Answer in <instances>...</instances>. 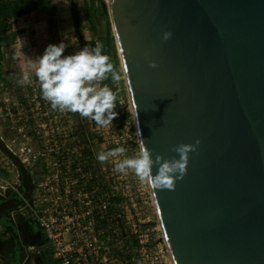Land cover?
<instances>
[{
  "label": "water",
  "instance_id": "obj_1",
  "mask_svg": "<svg viewBox=\"0 0 264 264\" xmlns=\"http://www.w3.org/2000/svg\"><path fill=\"white\" fill-rule=\"evenodd\" d=\"M106 7L139 148L171 160L200 141L172 190H150L173 264H264V0ZM0 151L20 177L14 197L0 195V224L16 242L12 210L31 179L1 138Z\"/></svg>",
  "mask_w": 264,
  "mask_h": 264
},
{
  "label": "built area",
  "instance_id": "obj_2",
  "mask_svg": "<svg viewBox=\"0 0 264 264\" xmlns=\"http://www.w3.org/2000/svg\"><path fill=\"white\" fill-rule=\"evenodd\" d=\"M25 76L17 95L3 101L1 118L36 143L29 152L44 164L20 213L35 217L54 264H173L158 221L150 227V206L156 215L150 189L131 171L115 172L112 159H96L117 146L130 156L131 126L114 118L100 127L81 117L93 122L92 133L84 134L74 127L73 112L53 110L42 98L36 74ZM116 105L124 106L118 99ZM126 108L132 115L129 102Z\"/></svg>",
  "mask_w": 264,
  "mask_h": 264
},
{
  "label": "clouds",
  "instance_id": "obj_3",
  "mask_svg": "<svg viewBox=\"0 0 264 264\" xmlns=\"http://www.w3.org/2000/svg\"><path fill=\"white\" fill-rule=\"evenodd\" d=\"M171 37V31L162 33L165 41ZM65 49L63 42L48 44L38 57L36 76L42 98L53 110L78 113L100 127L109 126L118 115L114 110L117 96L111 87L102 82L110 79L114 84L119 83L122 78H127V72L121 73L115 69L100 42L92 48L83 47L72 54H64ZM148 66L154 69L158 67L152 60ZM24 80L27 81L28 77L25 76ZM199 144L197 139L193 144L176 146L173 151L178 154V158L171 160L163 159L159 154L153 159L151 151L143 144L133 156L126 155L125 147L117 146L98 152L96 159L100 163L112 159L115 172L127 175L131 171L152 191L172 190L175 182L186 174L188 153L196 151Z\"/></svg>",
  "mask_w": 264,
  "mask_h": 264
},
{
  "label": "rangeland",
  "instance_id": "obj_4",
  "mask_svg": "<svg viewBox=\"0 0 264 264\" xmlns=\"http://www.w3.org/2000/svg\"><path fill=\"white\" fill-rule=\"evenodd\" d=\"M104 1L106 5V0ZM55 2L57 10L68 9V3L70 2L75 5L79 14L81 31L86 41L98 42L101 37L108 35V33H111V35L114 36V31L110 23L109 16L108 20L107 18L99 19L97 17V14H94L92 5L95 4L94 7L96 8L97 0H95L94 2L92 0H55ZM86 8L91 9V13L93 16L88 17L86 15ZM9 35L10 33L7 34L8 37ZM10 44L11 42L8 39H5L3 42H1V51L3 52L2 75L7 78V82L10 86H8V88L6 89H2V87L0 86V138L20 158L26 168L28 176L30 177L31 181L34 182L38 180L44 172V164L34 159L33 155L29 152V149H35L36 143L32 139L26 140L25 138H22V136L15 132L14 129L10 130L7 126V123H5L1 118V106L3 104V101L7 97L11 98L14 95H17L15 87H13L15 85V78L12 76L11 72L14 69H18V67H20V65L22 64L20 60L13 57V52H11V47H9L11 46ZM114 45L115 50L114 52H111V62H114L113 65L118 72L123 73L121 63L118 57V51L115 44V40ZM114 58L116 59V61ZM33 61L35 60L33 59ZM17 73L21 74V72ZM17 78L21 79V76H17ZM102 83L105 84L104 81ZM112 87V90L116 93L117 99L122 101V103L124 104L123 107H119L118 105H116L115 110L118 113L116 119H118L119 121L126 122L128 125L131 126L129 128L133 133L131 140V148L133 149V152L130 156H133L139 151V145L137 143V138L135 135L133 116L131 115L128 108H126L127 110H124L125 106L128 107L129 102L124 79L122 78L121 81L116 84L112 82ZM74 114V116L76 117V121H74L73 123L74 127H78L79 129L84 130V134H88L89 132L92 133L93 122L89 121L83 123V121L81 120V116L78 113ZM10 189H20L19 173L16 166L10 161V159L0 151V195L5 196L4 193ZM12 211L14 212L15 210L13 209ZM149 220L150 227L154 228V226L157 225L158 220L157 216L153 211L152 206L149 207ZM19 229L22 231V225L19 226ZM0 232L3 233V237L0 234V247L2 249L1 256L6 264H17L21 259L22 263L20 264H39L37 256L39 248L36 245H32V243L22 242L20 247V259H13V240L11 239L9 234L4 230L1 224ZM50 250L51 249H49L48 252H51Z\"/></svg>",
  "mask_w": 264,
  "mask_h": 264
},
{
  "label": "crops",
  "instance_id": "obj_5",
  "mask_svg": "<svg viewBox=\"0 0 264 264\" xmlns=\"http://www.w3.org/2000/svg\"><path fill=\"white\" fill-rule=\"evenodd\" d=\"M18 28L22 30L15 37L13 42H11V46H9L11 47V52H13V57L17 58L22 63L18 69H14L11 72L12 76L15 78V85L13 87H16L20 80L17 76L24 78L25 75L36 74L38 57L43 53L48 44L63 42L66 45L64 53L66 55L72 54L83 48L75 34L72 16L68 9H56L52 13H44L40 18L33 20L28 17L24 18L20 21ZM8 33H11L10 30L6 32V36ZM33 59L35 61H33ZM17 72H21V74ZM2 77L5 79L0 81V86L3 89L10 85L7 82V78L4 77V75H2ZM34 218L35 217L29 215V213L22 212L19 214V217L16 218L18 223L17 226L24 225L27 231L30 232L29 227L32 223L38 225ZM0 234L3 237V233L0 232ZM32 245H36L39 248L37 255L39 264H54L52 252H48L49 248L46 245L45 238L43 244L32 243ZM1 250L0 247V264H6L1 256Z\"/></svg>",
  "mask_w": 264,
  "mask_h": 264
},
{
  "label": "trees",
  "instance_id": "obj_6",
  "mask_svg": "<svg viewBox=\"0 0 264 264\" xmlns=\"http://www.w3.org/2000/svg\"><path fill=\"white\" fill-rule=\"evenodd\" d=\"M92 1L94 2L95 0ZM94 5H92L94 14H97V17L99 19L107 18L108 20L105 1L97 0V7L95 8ZM56 9L57 6L55 0H0V81L5 80L2 77L3 56L1 51V42H3L5 39L13 42L15 37L22 30L21 28H18L22 19L27 17L32 20L37 19L40 18L42 14L52 13ZM68 10L70 11L72 16L76 36L78 33H81L83 35L77 8L73 3L70 2L68 3ZM86 15L88 17L93 16L90 8H86ZM8 30H10L11 32L9 37L6 36V32ZM79 42L83 47L91 48L94 47L97 43L96 41H86L84 37L82 39H79ZM98 42L103 44L105 54H107L111 59V52H114L115 50L114 37L111 35V33H108V35L101 37ZM104 83L112 87V81L110 79L105 80Z\"/></svg>",
  "mask_w": 264,
  "mask_h": 264
},
{
  "label": "flooded vegetation",
  "instance_id": "obj_7",
  "mask_svg": "<svg viewBox=\"0 0 264 264\" xmlns=\"http://www.w3.org/2000/svg\"><path fill=\"white\" fill-rule=\"evenodd\" d=\"M32 182V181H31ZM19 192V190H16V189H10V190H8L7 192H5L4 194H5V197L6 198H12V197H14L17 193ZM3 196V195H2ZM25 202H23V204H24ZM22 204V205H23ZM23 206H20L19 208H18V210L17 211H14V213H13V215L16 217H19V214H20V211L22 210L21 208H22ZM24 213L26 212V213H29L28 211H23ZM22 213V212H21ZM29 215H31L30 213H29ZM31 216H33V215H31ZM16 217V218H17ZM35 219V218H34ZM37 222V221H36ZM37 224H38V222H37ZM16 225H18V224H16ZM39 225V224H38ZM38 225H36V223H32L31 225H30V232H28L27 231V228H25V226L24 225H22V231L19 229V227H18V229L20 230L19 231V239H18V241H14L13 239H12V237H11V239L13 240V245H14V250H13V254H12V258L13 259H20V251H21V249H19L20 247H21V243L22 242H27V243H36V244H43V242H44V235H43V231H42V228L40 227V225L38 226ZM22 261V259L21 260H19V262L17 263V264H20V263H22L21 262Z\"/></svg>",
  "mask_w": 264,
  "mask_h": 264
}]
</instances>
